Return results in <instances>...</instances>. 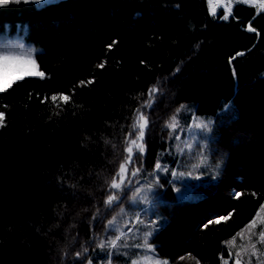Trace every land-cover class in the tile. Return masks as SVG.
<instances>
[{"label":"trees","instance_id":"16d2710c","mask_svg":"<svg viewBox=\"0 0 264 264\" xmlns=\"http://www.w3.org/2000/svg\"><path fill=\"white\" fill-rule=\"evenodd\" d=\"M6 27L40 49L44 77L0 92V264H130L145 237L169 264H222L264 202V10L237 3L223 20L207 0L21 1L0 6ZM159 82L163 91L149 97ZM61 94L70 100L52 101ZM137 110L148 126L134 163L158 183L139 225L131 220L104 248L108 222L129 204L128 194L106 200ZM176 114L185 126L213 119L218 179L172 180L179 157L167 125Z\"/></svg>","mask_w":264,"mask_h":264},{"label":"rangeland","instance_id":"374dc122","mask_svg":"<svg viewBox=\"0 0 264 264\" xmlns=\"http://www.w3.org/2000/svg\"><path fill=\"white\" fill-rule=\"evenodd\" d=\"M23 1V0H21ZM56 1V0H30L37 5H44L46 3ZM231 2L232 9L237 3H245L243 0H219V6L216 8L215 15L212 16L214 18L223 19V16L226 14V8L224 5ZM11 3V2H10ZM209 6V0H207ZM249 4V3H246ZM253 5V4H251ZM254 6V5H253ZM256 7V6H255ZM257 8V7H256ZM232 9L231 15L232 16ZM210 10V7H209ZM258 10V8H257ZM261 11V10H258ZM211 12V11H210ZM224 20V19H223ZM228 20V19H227ZM25 31H22L21 28L14 33H10L9 27H6L5 30H0V55H10L22 57L23 59H28L29 56L31 59L35 60L37 65V70L39 72H43L39 69L36 56L39 53V48H37L34 44L29 43L25 39ZM155 88L157 92L153 95V97H157L162 91L163 86L162 82H159ZM152 97V96H151ZM145 115V112H142ZM138 115V114H137ZM177 117L178 127L175 130H172V133L175 135V151L178 153L179 157V166L174 170L171 175L172 180L176 181H190L195 185H202L208 183L209 181H213L218 179V174L220 173L221 162L219 156L217 155L214 149H211L210 143L214 139V121L211 118H204L200 116H193L189 125L185 126L183 120H181L179 115H174ZM136 120V119H135ZM203 121L206 127H195V122ZM135 123V121H134ZM133 132V127L130 133ZM146 132V129H145ZM129 133V134H130ZM178 137V138H177ZM135 138L134 135L128 138ZM231 141V140H230ZM144 142V141H143ZM237 141L234 139L231 143L234 144ZM190 146V147H189ZM139 153L136 149L133 150V161L128 165V172L126 176L125 183L122 185L120 189H112V195H116L117 199L114 202L119 203L122 201V198L129 195L128 203H124L119 210L113 215L110 219L112 223L108 222V227L112 229L114 232L108 236L106 240L103 241V247H110V242L116 239L117 236L125 235V228L130 223L131 220L134 221L136 225H139L137 218L141 211V206L145 201H147L148 197H151L153 193V187L158 183L157 175H144L141 170L136 174L132 175V172L137 169L135 162V154ZM157 173V169L155 170ZM168 173V172H167ZM175 173V175H174ZM118 179V178H117ZM178 189L180 190V184L176 183ZM123 194V195H121ZM179 195L186 196L187 191H179ZM189 194V193H188ZM260 206L258 212L254 216V218L238 233L243 232L244 236L240 237L237 234L235 237V244L231 247L227 243V247L229 249L228 256L222 259V264H235V260L237 259V254H240L241 264H248V261L251 260V264H258V259H264L259 254L264 252V244L256 243L257 236L251 237V242L256 243L257 252L255 255L251 254V251H242V246L247 247L249 244V233L246 231L247 226L254 220L257 219V214L260 213ZM134 230L137 227L133 226ZM262 229H264V224L258 223L256 228L253 230L255 233H259ZM117 233V234H116ZM113 234V235H112ZM116 234V236H115ZM233 237L229 240L231 241ZM137 262V264H169L166 259L160 258L154 251L153 245L150 244V247H145L142 254L136 257L130 264L133 262ZM88 264H113L110 260L105 261L101 260L99 262H88Z\"/></svg>","mask_w":264,"mask_h":264},{"label":"snow or ice","instance_id":"6c2138e0","mask_svg":"<svg viewBox=\"0 0 264 264\" xmlns=\"http://www.w3.org/2000/svg\"><path fill=\"white\" fill-rule=\"evenodd\" d=\"M10 2L19 3L21 2V0H0V6H5ZM23 2L28 3L30 2V0H23ZM243 2L253 4L254 6L258 8V10H264V0H243ZM218 6H219V0H209L210 11L213 15H215L216 8ZM224 7L226 8V14L223 16V19L227 20L229 19V16L231 15V9H232L231 2L224 5ZM247 30L250 32L256 31V29L251 26V23H249ZM108 47L111 48L112 45H109ZM237 55H242V53H237ZM104 66H105L104 63H99L97 65L98 68H103ZM26 76H39L43 78L44 73L39 72L37 70L36 62L35 60L31 59L30 56L28 59H23L22 57H17V56L0 55V92L6 91L8 88L12 86V84L15 81L22 80ZM93 82H94L93 80L87 81L88 84H91ZM79 83L81 86L85 84L84 81H80ZM156 92H157V89L155 87H153L152 89H149V97L153 96ZM51 99L53 102L59 99L60 101L67 103L70 100V97L67 95L61 94L59 97L52 96ZM150 105H151V99H149L148 101V106ZM177 111L179 112V109ZM137 112H138V115L136 116L135 123L132 126L133 132L129 134V137L134 135L135 138L134 139L129 138L127 140V147L125 149V151L127 152V156L125 157L124 161L120 163L119 171L116 173V176L113 177V179L111 180L110 187L112 189H120L122 185L125 183L127 172H128V165L131 164L133 161V150L136 149L141 154L145 152V144L143 141L145 137V129L148 126V119L139 110H137ZM194 126L195 127H206L203 121L195 122ZM3 127H5V115L3 112H0V128H3ZM167 127L172 130H175L178 127V121H177L176 116H172ZM155 168L157 170L161 169V165L159 162L156 163ZM139 171H140L139 168L135 169L132 172V175L133 176L136 175ZM234 195L238 198L240 193H235ZM116 199H117L116 195L114 194L109 195L106 200V203L112 204V202ZM222 219H227V217H224ZM109 223L111 224L112 221H109ZM215 223H220V220H216ZM258 223L264 224V206L261 207L260 213L257 214V219H254L247 226L246 231L250 234L249 244L247 245V247L242 246V249H241L242 251L250 250L252 255H255L257 252L256 243L264 244V229H262L258 234L253 231L256 228ZM122 235L123 233H121L120 236H117L116 239L110 242L112 247L117 246V242L121 239ZM254 235L257 236L256 243L251 242V237ZM237 236L243 237L244 233L243 232L237 233ZM227 243L230 247L234 245L235 237H233V239L231 241H228ZM144 246L150 247V245L147 244V237H145ZM77 255H79V253H77ZM259 255L261 257H264V252H261ZM133 264H137V262L134 261ZM156 264H159V262H156ZM225 264H227V262H225ZM235 264H241V258H240L239 253L237 254V259L235 260ZM248 264H251V260L248 261ZM258 264H264V259H258Z\"/></svg>","mask_w":264,"mask_h":264}]
</instances>
